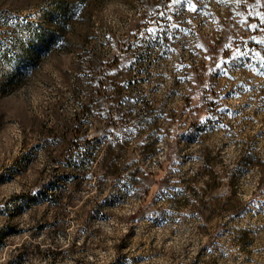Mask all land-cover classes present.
I'll use <instances>...</instances> for the list:
<instances>
[{
	"label": "rangeland",
	"instance_id": "1",
	"mask_svg": "<svg viewBox=\"0 0 264 264\" xmlns=\"http://www.w3.org/2000/svg\"><path fill=\"white\" fill-rule=\"evenodd\" d=\"M75 2L0 0V203L43 192L0 218V264H264V75L206 58L244 41L264 58V0H202L173 17L170 51L129 47L161 0Z\"/></svg>",
	"mask_w": 264,
	"mask_h": 264
},
{
	"label": "snow or ice",
	"instance_id": "2",
	"mask_svg": "<svg viewBox=\"0 0 264 264\" xmlns=\"http://www.w3.org/2000/svg\"><path fill=\"white\" fill-rule=\"evenodd\" d=\"M218 3L221 4H229L231 0H217ZM244 0H235V3L237 4H243ZM257 3H259V0H257ZM198 4H202V0H161V5H157V7L163 8V11H159L156 15V17L152 20V23H155L157 27L155 29H146L141 28L139 32L133 33L137 36V40L134 41L129 47L132 49H135L137 45L139 44V38L142 36H145L146 34H150V37L152 40H155L157 44L161 47L162 50L170 51L171 47L165 43L166 39L175 38L176 31H186L185 29L179 28L180 21H177L175 23H171L174 16L180 15L184 11H190L193 13H196L197 15H205V7L206 5H203L201 7H198ZM73 9L74 11H78V3H73ZM259 15V13H257ZM161 19L163 20V23L161 22ZM187 23H190V21H185ZM261 24H264V20H261ZM253 31L256 30H264L260 29V25L258 24H251L249 26ZM253 42H255V37L252 38ZM248 41H244L242 44H238L237 48L238 51L232 52L231 56L227 59L220 60L219 62L216 61V58L214 57H206L207 59H213L214 66L209 69V73L212 75H215L217 77L219 76H227L228 73L233 70V68H254L256 67L252 61L255 58L257 60V63L259 65L258 68H256L258 74L264 75V58L260 57V54L255 50V48H248ZM198 47H200L198 45ZM225 49L229 48L228 44L224 45ZM127 52V49L124 50ZM163 55V51L161 53ZM137 58L134 57L131 61L123 62L121 67L127 68V67H134L137 63ZM231 65V67H229ZM179 67H184L183 65H180ZM190 78V77H189ZM136 81H133L132 83H135ZM127 87V84L124 85ZM207 87V85L205 86ZM239 93L236 92L234 89L231 93H229V97L236 96ZM210 99V98H209ZM128 98L125 97L121 103H127ZM137 101H133V103H137ZM217 111L225 113L229 116L235 115V113L231 112L230 109L227 108H219L217 107ZM102 114V113H101ZM215 120L216 118L213 117ZM200 125H205L207 123L206 120H200L198 121ZM220 127H224L223 124L219 125ZM126 131H131V129H125ZM119 135V133H117ZM106 138H111L110 132L109 135ZM86 147V146H85ZM13 183L12 179V170H9L7 172H0V187H4L6 184ZM166 188H161L160 192L157 193V199L160 198L161 193H165ZM43 195V192H41L38 189H32L26 193L23 191L16 192L14 199H6L4 202L0 203V218L3 217H9L11 218L12 215H14L16 212H20L22 214H26L27 212V205L28 204H34L37 200L40 199V197ZM255 208H262L264 206L260 204H254ZM4 245H0V250H2ZM207 251H211V248H208ZM127 260V258H125ZM127 264H131V261L128 260Z\"/></svg>",
	"mask_w": 264,
	"mask_h": 264
},
{
	"label": "trees",
	"instance_id": "3",
	"mask_svg": "<svg viewBox=\"0 0 264 264\" xmlns=\"http://www.w3.org/2000/svg\"><path fill=\"white\" fill-rule=\"evenodd\" d=\"M88 63V66L91 70L94 63L91 59H89L87 61ZM90 79L91 80H94V76H91L90 75ZM105 80L106 78L104 76H102L101 78H99L98 82H99V85L102 86L105 84ZM99 100L98 99H94V98H90L89 101H88V104L90 106H98L99 105ZM89 105L88 106H83L82 109L85 111V112H88V108H89ZM101 110V109H99ZM80 141V136L78 133H76L75 137L73 138V140H71L69 143H66L64 149L61 151V157L63 158V163H65V165L68 163V161L71 160V158L73 157V151H75L76 149V146H77V143ZM79 146V145H78ZM93 159L89 161V165H91L93 163Z\"/></svg>",
	"mask_w": 264,
	"mask_h": 264
}]
</instances>
